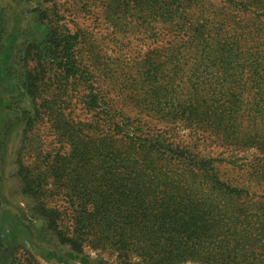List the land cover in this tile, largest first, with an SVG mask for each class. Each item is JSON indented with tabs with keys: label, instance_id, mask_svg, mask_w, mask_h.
I'll return each instance as SVG.
<instances>
[{
	"label": "trees",
	"instance_id": "1",
	"mask_svg": "<svg viewBox=\"0 0 264 264\" xmlns=\"http://www.w3.org/2000/svg\"><path fill=\"white\" fill-rule=\"evenodd\" d=\"M38 4L53 0H27ZM114 16L137 21L141 28L153 24L175 26L186 37L190 63L181 59L147 61L144 74L148 102L145 111L161 121L179 123L194 131L229 141L244 134L247 118L264 116V0H109ZM107 8L110 6L107 4ZM195 12L191 15L190 10ZM120 19V18H119ZM172 28V27H169ZM0 12V166H5L6 145L16 123L5 120L4 78L9 79L15 60V31H9ZM183 36L180 37L182 39ZM71 36H47L40 52L65 81L88 76L71 55ZM179 52L181 50H178ZM29 56V51H27ZM76 63V65H75ZM153 63V64H152ZM171 75H173L171 77ZM32 74H25L19 99H36ZM16 105L20 102L16 101ZM102 111L97 101L94 111ZM2 123V124H1ZM67 139L77 133L67 128ZM132 154L126 148L135 144ZM95 141H73L69 166H51L48 177L60 181L77 211L80 235H93L116 246L122 264H176L185 260L201 264H264V214L246 202L248 191L224 182L217 166H206L196 154V166H180L187 147L174 146L161 135L129 139L116 149ZM180 153L178 160L175 151ZM167 166H148L151 155ZM3 155V159L1 156ZM72 161H75L73 164ZM190 161V163H193ZM210 163V162H209ZM71 164H73L71 166ZM76 165V166H75ZM22 194L33 203L39 226L12 216L13 228H2L0 264H9L26 240L58 242L41 258L46 264H102L85 254L76 238L59 226L61 214L44 202V182L27 167L19 166ZM44 181V180H43ZM1 204V203H0ZM10 212L0 210L1 222ZM24 218V216L22 215Z\"/></svg>",
	"mask_w": 264,
	"mask_h": 264
},
{
	"label": "rangeland",
	"instance_id": "2",
	"mask_svg": "<svg viewBox=\"0 0 264 264\" xmlns=\"http://www.w3.org/2000/svg\"><path fill=\"white\" fill-rule=\"evenodd\" d=\"M113 7L109 0H53L42 4L0 0V12L7 19L9 31H15L16 40V63L9 66V79L3 80V98L10 106L3 110V116L15 122L16 127L5 148V166H0V210L11 213L0 220V239L2 228H13L12 216L31 224L33 231L39 226L33 203L21 191L18 170L24 166L44 182V202L61 214L60 228L77 239L83 252L94 260H102V264H122L113 243L93 235H80L78 205L67 199L65 190L56 184L60 181L48 177L51 166H69L73 141L91 142L101 137L114 149L126 146L135 135H161L175 147H187L182 157L186 161L180 166H196L192 156L198 154L207 162L206 166H217L224 182L248 191L246 202L250 201L255 211L264 214V116L247 118L244 134L224 141L179 123L161 121L145 111L149 100L144 77L147 61H155L152 68L157 69L155 58L167 56L172 71L175 61L190 63L192 56L181 49L180 41H186V37L175 26L153 24L150 29L141 28L128 15L114 16ZM190 11L191 15L195 12ZM54 32L56 36H71V55L88 76L78 75L66 82L63 72L51 68L53 63L40 48ZM28 71L33 75L36 99L25 97L20 101L18 89L23 88ZM16 101L20 103L16 105ZM96 101L102 111H94ZM67 128L77 131L70 135L72 141L67 139ZM133 142L136 143L125 149L127 153L132 154L143 143ZM149 155L152 162L147 161L146 165L167 166L166 161L157 162L158 155ZM174 155L181 160L178 150ZM49 249L59 250L58 242L33 246L24 240L9 264H46L41 256ZM135 256L129 254L133 264L139 262ZM176 264L201 262L185 260Z\"/></svg>",
	"mask_w": 264,
	"mask_h": 264
}]
</instances>
